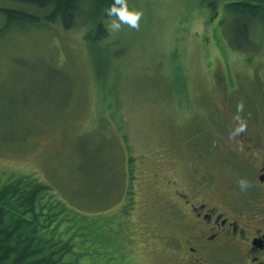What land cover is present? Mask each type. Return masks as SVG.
Here are the masks:
<instances>
[{
	"label": "rangeland",
	"instance_id": "obj_1",
	"mask_svg": "<svg viewBox=\"0 0 264 264\" xmlns=\"http://www.w3.org/2000/svg\"><path fill=\"white\" fill-rule=\"evenodd\" d=\"M127 2L139 30L110 31L107 4L84 0L72 29L0 34V181L29 174L80 211L86 227L72 214L60 235L72 236L63 264H182L164 236L166 180L207 168L222 190L238 177L240 138L264 155V20L247 33L223 0ZM239 103L247 128L230 139Z\"/></svg>",
	"mask_w": 264,
	"mask_h": 264
},
{
	"label": "flooded vegetation",
	"instance_id": "obj_2",
	"mask_svg": "<svg viewBox=\"0 0 264 264\" xmlns=\"http://www.w3.org/2000/svg\"><path fill=\"white\" fill-rule=\"evenodd\" d=\"M243 162L234 158V175L222 190L205 168L190 170L187 184L166 180L168 252L182 264H264V155L240 138ZM237 155V154H235ZM234 155V156H235ZM251 187L241 192L238 181Z\"/></svg>",
	"mask_w": 264,
	"mask_h": 264
},
{
	"label": "trees",
	"instance_id": "obj_3",
	"mask_svg": "<svg viewBox=\"0 0 264 264\" xmlns=\"http://www.w3.org/2000/svg\"><path fill=\"white\" fill-rule=\"evenodd\" d=\"M6 1L35 7L38 11L1 7L0 14L5 17L6 24L0 27V34L14 23L21 25L55 21L65 30L72 29L80 16V5L84 3V0ZM113 2L114 0H91L92 12L98 10L104 13L105 4L108 9ZM223 2L226 15L233 16L231 19L234 18V24H243L247 33L258 19L264 20V0ZM104 15L107 16V13ZM95 27L96 39L108 35V30L101 22ZM244 113L246 111L241 114ZM72 214L77 215L80 224L86 227L81 220L80 211L55 199L54 194L49 192L48 185L41 180L24 174L12 175L3 182L0 181V264H63V255L72 246V236L64 240L60 235L72 228Z\"/></svg>",
	"mask_w": 264,
	"mask_h": 264
},
{
	"label": "clouds",
	"instance_id": "obj_4",
	"mask_svg": "<svg viewBox=\"0 0 264 264\" xmlns=\"http://www.w3.org/2000/svg\"><path fill=\"white\" fill-rule=\"evenodd\" d=\"M107 16L110 18L111 22L109 24L110 31H118L121 28L122 24L128 25L130 28L139 30V21L142 18V11L133 7L129 8L127 0H114L112 5L106 10ZM244 109L243 103H239L237 105V117L236 127L233 130V133L230 134V139L234 136H239L240 133L246 131L247 122L243 119L239 113H242ZM252 185L246 179H241L238 181V187L241 192H245Z\"/></svg>",
	"mask_w": 264,
	"mask_h": 264
}]
</instances>
